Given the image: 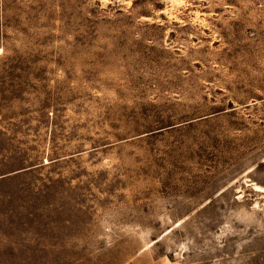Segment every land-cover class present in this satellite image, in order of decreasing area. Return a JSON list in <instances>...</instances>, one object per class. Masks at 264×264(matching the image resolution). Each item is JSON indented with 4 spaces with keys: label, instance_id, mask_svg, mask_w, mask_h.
<instances>
[{
    "label": "rangeland",
    "instance_id": "obj_1",
    "mask_svg": "<svg viewBox=\"0 0 264 264\" xmlns=\"http://www.w3.org/2000/svg\"><path fill=\"white\" fill-rule=\"evenodd\" d=\"M264 0H0V264H264Z\"/></svg>",
    "mask_w": 264,
    "mask_h": 264
},
{
    "label": "bare ground",
    "instance_id": "obj_2",
    "mask_svg": "<svg viewBox=\"0 0 264 264\" xmlns=\"http://www.w3.org/2000/svg\"><path fill=\"white\" fill-rule=\"evenodd\" d=\"M253 187L256 188L257 190H261L264 192V186H262V185H259L255 182H253Z\"/></svg>",
    "mask_w": 264,
    "mask_h": 264
}]
</instances>
